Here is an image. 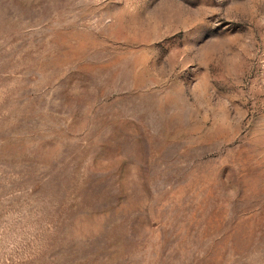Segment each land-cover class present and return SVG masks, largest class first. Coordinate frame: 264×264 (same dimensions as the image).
Segmentation results:
<instances>
[{"label": "rangeland", "instance_id": "obj_1", "mask_svg": "<svg viewBox=\"0 0 264 264\" xmlns=\"http://www.w3.org/2000/svg\"><path fill=\"white\" fill-rule=\"evenodd\" d=\"M0 264H264V0H0Z\"/></svg>", "mask_w": 264, "mask_h": 264}]
</instances>
